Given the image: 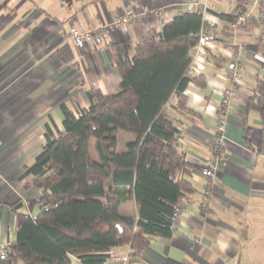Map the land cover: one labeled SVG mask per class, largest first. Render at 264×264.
<instances>
[{"label":"crops","instance_id":"0c3cea01","mask_svg":"<svg viewBox=\"0 0 264 264\" xmlns=\"http://www.w3.org/2000/svg\"><path fill=\"white\" fill-rule=\"evenodd\" d=\"M236 1L0 0V242L15 241L17 213L40 211L38 205L29 207L40 190L26 170L42 151L47 129L54 136L63 130L60 105L74 113L89 107L87 90L114 92L120 83L115 61L132 58L136 43L150 40L187 5L199 14L207 6L217 17L234 12ZM128 9L140 13V20L96 36L81 49L67 38L70 28L93 29ZM221 26L213 31V46L194 64L205 87L190 82L184 91L199 120L188 122L167 109L179 130V148L194 166L188 179L195 191L182 200L179 230L168 239L151 240L129 259V248L117 247L104 264H264V108L254 106L257 97L264 100V56L246 48L264 39V25L237 30L233 37L245 47L243 75L230 98L222 160L207 199L199 172L198 161L213 156L217 102L223 89L233 88L223 76L232 51L221 41ZM128 141L117 151L123 152ZM118 212L136 216L134 198L121 203ZM69 259L83 264L77 256Z\"/></svg>","mask_w":264,"mask_h":264},{"label":"trees","instance_id":"16d2710c","mask_svg":"<svg viewBox=\"0 0 264 264\" xmlns=\"http://www.w3.org/2000/svg\"><path fill=\"white\" fill-rule=\"evenodd\" d=\"M217 19L226 47L234 37L233 12ZM201 26L199 13L174 17L150 40L136 43L132 58L115 61L120 83L114 92L87 90L89 107L74 113L60 105L63 130L54 136L47 129L42 151L26 170L40 190L29 207L38 205L40 211L16 214L11 264H71L70 256L83 264H104L117 247H128L129 259L151 240L171 237L174 207L195 189L188 179L194 166L179 148V130L167 109L188 122L199 120L184 91L190 82L205 87L202 75L188 74ZM259 27L248 18L238 30ZM246 48L264 56V39ZM254 106L263 109L264 100L257 97ZM119 132L133 136L121 153ZM91 140L97 161L90 154ZM131 197L136 216L120 215L119 205Z\"/></svg>","mask_w":264,"mask_h":264},{"label":"built area","instance_id":"2783aa9c","mask_svg":"<svg viewBox=\"0 0 264 264\" xmlns=\"http://www.w3.org/2000/svg\"><path fill=\"white\" fill-rule=\"evenodd\" d=\"M209 9L204 6L201 11L202 26L197 34L198 41L194 50L193 59L189 67L188 74L190 76L199 75V67L195 66V62L199 57L205 54L206 49L210 48L214 44V36L211 30L219 24V20L216 16L207 12ZM193 12V5L189 4L185 8V13ZM155 15L158 14L157 10H154ZM140 13L133 9L125 10L123 13L117 15L115 19L108 22H101L97 27L84 31H79L75 28H70L67 34L68 40L72 45L77 48H83L87 42L91 41L94 37L100 36L105 32L116 31L119 27H124L129 24L135 23L140 20ZM253 18L260 26L264 25V0H237L233 12V20L229 24L230 29L234 34L238 30V27L246 19ZM232 56L228 62L225 71L223 72L224 79L230 81L233 84V88L226 90L223 89L220 99L216 106V123L215 134L210 143V149L212 152V158L210 160H199V172L205 179L204 185V197L209 198L212 194L214 186V180L222 160V148L225 140V127L229 115L230 98L234 91L237 90L242 75H243V56L245 53V47L233 38L229 45ZM1 147V142H0ZM206 201V200H205ZM207 206L206 202L201 204L204 209ZM183 201L180 200L174 207L173 215L171 218L170 228L172 232L179 230V221L182 213ZM48 208L44 207L46 211ZM199 242V239H196ZM9 241L0 242V260H7L10 252Z\"/></svg>","mask_w":264,"mask_h":264},{"label":"rangeland","instance_id":"374dc122","mask_svg":"<svg viewBox=\"0 0 264 264\" xmlns=\"http://www.w3.org/2000/svg\"><path fill=\"white\" fill-rule=\"evenodd\" d=\"M118 137H119V143L117 144V147L119 149H123V144H125V142L127 140H130V139L133 138V136L131 134H127V133H124V132H119L118 133ZM125 137H127V139ZM94 147H95V141L94 140H91L90 141V148H89L90 149V154H91L92 159H94L95 161H97L98 160V157H97V154L95 152V148Z\"/></svg>","mask_w":264,"mask_h":264}]
</instances>
